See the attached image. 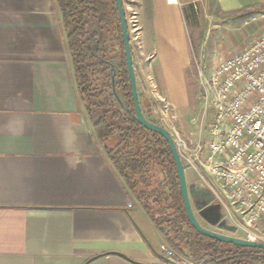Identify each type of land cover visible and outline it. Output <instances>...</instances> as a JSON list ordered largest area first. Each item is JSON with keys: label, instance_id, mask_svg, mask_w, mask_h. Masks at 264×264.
Instances as JSON below:
<instances>
[{"label": "crops", "instance_id": "crops-1", "mask_svg": "<svg viewBox=\"0 0 264 264\" xmlns=\"http://www.w3.org/2000/svg\"><path fill=\"white\" fill-rule=\"evenodd\" d=\"M182 1L121 0L137 10L143 76L157 92L161 80L169 94L185 88ZM216 2L224 12L264 6ZM67 34L55 0H0V264H164L165 240L80 98Z\"/></svg>", "mask_w": 264, "mask_h": 264}, {"label": "trees", "instance_id": "trees-1", "mask_svg": "<svg viewBox=\"0 0 264 264\" xmlns=\"http://www.w3.org/2000/svg\"><path fill=\"white\" fill-rule=\"evenodd\" d=\"M55 1L68 31L67 43L77 76L79 95L93 121L94 131L111 164L166 244L186 259L198 263L264 264L263 251L228 245L200 236L187 222L174 162L166 141L142 128L134 119L114 1ZM189 10L192 11L193 7H189ZM113 24L120 35L123 50L122 61L115 66L107 60L102 45L104 40L101 39V34L112 32ZM89 29L92 30L91 34ZM91 41L95 44V50L87 54L84 47ZM95 74L101 75L100 86L104 92L109 91L107 94L96 92L98 87ZM116 80L119 84L115 83ZM117 87L121 93L120 107L114 100ZM204 242L208 246L205 250L199 248L204 254L200 257L197 248Z\"/></svg>", "mask_w": 264, "mask_h": 264}, {"label": "built area", "instance_id": "built-area-1", "mask_svg": "<svg viewBox=\"0 0 264 264\" xmlns=\"http://www.w3.org/2000/svg\"><path fill=\"white\" fill-rule=\"evenodd\" d=\"M128 34H139L136 15ZM137 34V35H138ZM197 141L172 136L184 173L221 208L228 236L264 243V32L239 53L198 69ZM131 208V205L129 206ZM164 264H199L167 244Z\"/></svg>", "mask_w": 264, "mask_h": 264}, {"label": "rangeland", "instance_id": "rangeland-1", "mask_svg": "<svg viewBox=\"0 0 264 264\" xmlns=\"http://www.w3.org/2000/svg\"><path fill=\"white\" fill-rule=\"evenodd\" d=\"M123 3L126 17L130 18L132 15H136L137 10L133 4ZM182 4L187 37L191 47V63L185 72L183 94L164 92L165 86L162 80L161 92H157L148 85L143 76L145 60L141 53L142 47L138 33H132L129 35V39L137 94L145 119L151 124L164 128L171 136L177 135L189 142H195L199 136V113L196 103V95L199 91L198 69L207 71L214 65L217 58H226L239 53L263 34L264 6L224 12L219 9L216 0H183ZM189 7H193V10L190 11ZM136 21L138 23L137 15ZM137 25L139 28V24ZM88 32L91 34L92 30L89 29ZM119 36L114 24L111 33L101 34V39L104 40L102 45L106 58L110 60L113 66L122 61L123 50ZM94 50L95 44L92 41L90 44L86 43L84 51L87 54H92ZM94 76L97 78L98 88L96 92H104L105 90L101 88L99 82V80L102 81L101 75L95 74ZM115 83L119 84V81L116 80ZM119 90L120 88L117 87L116 92L114 91V100L116 105L120 107L122 100ZM108 92L106 90L104 93L107 94ZM195 217L204 229L227 235L216 228H211L196 212ZM235 238L238 237L235 236ZM207 246L208 243L204 242L201 247L197 248L200 257L204 254L199 248L205 250ZM190 261L198 263L195 260Z\"/></svg>", "mask_w": 264, "mask_h": 264}, {"label": "water", "instance_id": "water-1", "mask_svg": "<svg viewBox=\"0 0 264 264\" xmlns=\"http://www.w3.org/2000/svg\"><path fill=\"white\" fill-rule=\"evenodd\" d=\"M113 1L117 10L118 21L120 26L124 58L126 63V71L133 104L134 119L142 128L160 136L166 141L174 162L185 217L190 227L198 235L209 238L211 240L241 248L261 250L264 252V243L243 240L240 238H235L233 236L223 235L216 232H212L210 230H206L201 227L198 221L196 220L193 208L197 211L199 217H201L211 227L218 228L229 233L235 232L234 228L226 227L224 222H220L221 208L219 205L213 203V197L211 194L206 191L199 190L195 186H187L184 168L180 162L172 136L164 128L151 124L144 118L137 94L130 39L123 4L121 0Z\"/></svg>", "mask_w": 264, "mask_h": 264}, {"label": "flooded vegetation", "instance_id": "flooded-vegetation-1", "mask_svg": "<svg viewBox=\"0 0 264 264\" xmlns=\"http://www.w3.org/2000/svg\"><path fill=\"white\" fill-rule=\"evenodd\" d=\"M142 111V110H141ZM144 116V115H143ZM144 118H145V116H144ZM188 186V185H187ZM193 212H194V215H195V212L197 213V211L193 208ZM198 214V213H197ZM196 218V217H195ZM202 219V218H201ZM197 220V219H196ZM203 220V219H202ZM208 224V223H207ZM209 225V224H208ZM210 226V225H209ZM211 227V226H210ZM211 228H213V227H211ZM199 264H203V263H199Z\"/></svg>", "mask_w": 264, "mask_h": 264}]
</instances>
